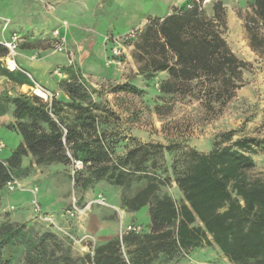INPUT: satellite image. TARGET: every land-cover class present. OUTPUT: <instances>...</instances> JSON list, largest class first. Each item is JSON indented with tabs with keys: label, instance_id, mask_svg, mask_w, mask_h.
<instances>
[{
	"label": "trees",
	"instance_id": "16d2710c",
	"mask_svg": "<svg viewBox=\"0 0 264 264\" xmlns=\"http://www.w3.org/2000/svg\"><path fill=\"white\" fill-rule=\"evenodd\" d=\"M191 2L138 28L133 56L147 84L153 81L158 99L183 94L208 109L218 105L220 112L243 86L250 63L224 37L228 0L212 4L211 14L196 5L188 8ZM250 5L254 17L246 18L245 26L252 50L258 51L264 43V0H251ZM6 54L0 45V58ZM62 72L67 77L59 84L67 98H54L51 105L33 93L0 92V116L10 111L13 120L6 127L22 137L0 160V197L9 170L19 176L32 166L73 167V160H80L83 167L72 174L78 194L107 181L122 190V210L136 213L147 206L149 222L140 224L139 233L125 231L122 239L117 235L97 242L92 253L75 255L68 240L51 228L6 218L0 222V264H177L205 246L217 247L231 264H264V171L250 175L257 166L255 156L264 152V138L237 136L238 130L231 129L216 135L209 152L187 147L176 155L175 145L161 143L128 148L117 131L115 113L96 97L102 89L72 65L63 66ZM163 72L166 76L155 83ZM0 76L18 86H33L27 75L8 70L1 61ZM122 91L147 92L134 82L112 86L110 92ZM156 110H161L159 102ZM165 151L174 156L170 174L168 167L159 170L153 158ZM25 156L30 164L23 169ZM172 182L181 193L178 202L168 190Z\"/></svg>",
	"mask_w": 264,
	"mask_h": 264
},
{
	"label": "rangeland",
	"instance_id": "374dc122",
	"mask_svg": "<svg viewBox=\"0 0 264 264\" xmlns=\"http://www.w3.org/2000/svg\"><path fill=\"white\" fill-rule=\"evenodd\" d=\"M184 1L186 0H100L102 7L100 8L101 12H98L97 30L108 34L112 33L116 37L123 36L129 29L130 31L131 29L134 30L132 36L121 40L122 46H124L125 66L123 67L118 68L108 64L111 48L116 44V41H106L108 48L106 51L101 42L96 44L88 33L84 32L77 33V40H81V43L78 42L79 45L76 47L91 52L90 57L84 59L81 56L79 58L77 50L69 49L65 44L66 50L46 58L49 61L48 64L36 65L35 76L42 83L34 77L31 71H27L41 85L53 93H57L55 89L58 88L60 80L67 77L62 72V67L72 65L74 69H78L83 79L96 89H102L96 97L106 103L115 113L117 121L119 120L117 131L127 141L128 148L141 143H161L175 145L176 150H178L176 155L185 151L187 147L209 152L216 135L231 129L238 130L237 136L264 138V43L258 51L252 50L250 46L249 33L245 24L246 18L254 17V10L250 5L251 0H228L225 5L227 28L224 37L232 50L250 63V67L244 73L243 86L237 90L235 96L220 112L218 105L215 106V110L208 109L203 102L196 98H183V94L175 95L173 98L158 99L156 97L157 90H152L153 81H150L148 85L144 76L139 73L133 52L138 28L143 27L146 23L141 25V22L145 19L150 20L154 17L165 16L167 12L171 13L181 7ZM94 4L95 2L88 1L89 6ZM29 7L28 3L23 4L20 1L15 4L10 0H0V30L2 26L5 28L9 20L4 18V15H11L15 12L28 15L32 13L28 10ZM205 11L207 14L212 13V3L206 6ZM94 23L90 22L89 24L93 26ZM50 24L52 25V22ZM53 29L52 27L35 26L34 28L20 27L15 30L25 39L21 48L35 50L33 56L37 59L42 56V52L46 49L57 52L58 39L50 37ZM21 48L19 51H26L21 50ZM69 60L72 61L71 64ZM55 65H58L54 70L56 76L52 72ZM57 70L61 75L56 72ZM165 76L166 73H159L155 77V83H159ZM3 79L7 81V78L3 77ZM127 82H134L139 88L146 89L147 92L140 94L125 91L110 92L112 86ZM1 86L5 87L1 92L9 93L8 89L12 88L10 82L0 83V89H2ZM155 88H157L156 85ZM18 93H32V91L30 88L24 87L22 92L15 91V94ZM157 102L161 105L159 113L156 110ZM9 115L6 114L4 121L8 120ZM0 141L5 146L0 152V156L6 158L20 144L22 137L18 132L0 126ZM153 158L162 167V169L159 167V170L168 167L169 174L171 173L169 165L174 156L165 151L156 156L153 155ZM29 160V156L23 158V169L28 167ZM255 160L257 166L250 171L251 176H256L264 171V152H259L255 156ZM72 171V166L53 163L44 167L32 166L21 175H15L20 180L24 190L10 191L6 188L2 192L0 222L6 218L17 223L31 221L35 223L36 228H51L61 238H66L67 242L72 245L75 255H82L86 252L92 253L97 244V239L92 234L81 232L86 222L85 214H88L91 205L94 204L92 210L95 214L104 213L97 205L98 195L107 199L108 205L103 206L110 209L107 210L108 212L116 215L120 221L119 230L125 227L122 225V216L128 211L119 207L122 190L107 183V181L98 182L92 191H80L82 194H78L74 187ZM34 187L38 188V207L34 205V196L30 193V189ZM168 190L178 202L181 193L174 182L169 185ZM135 191L136 186L128 190V194L132 195ZM87 194H92V196L87 198ZM74 199L81 211L72 216L68 210L72 208ZM110 202H114L118 206ZM82 215L84 219L81 218ZM135 215L136 219H132L130 224H141L142 226L148 224L149 210L147 206L141 208ZM92 225L93 222L89 223L90 228H93ZM193 260L197 261L194 262ZM207 263L228 264L230 262L217 247L205 246L195 248L183 256L177 264Z\"/></svg>",
	"mask_w": 264,
	"mask_h": 264
},
{
	"label": "crops",
	"instance_id": "0c3cea01",
	"mask_svg": "<svg viewBox=\"0 0 264 264\" xmlns=\"http://www.w3.org/2000/svg\"><path fill=\"white\" fill-rule=\"evenodd\" d=\"M10 1H13L15 4L19 1L22 2L23 4L28 3L30 6L28 10L32 11V13L28 15H24L21 12H18V13L15 12L14 14H11V15H4L3 17L9 20L5 28L4 26L1 27V30H0L1 38L0 39L2 40L9 39L12 33L19 34V32L15 30L16 28H20V27L34 28L35 26L46 27V28L52 27L54 28L53 31L55 29H59L60 36L65 37V40H66L65 44L67 45L69 49H72V50L76 49L77 56L79 58L83 56L85 59L86 57H90L91 52L83 51L82 48L80 50V47L78 46H77L78 48L76 47V45H79L78 42L81 43V40L80 41L77 40L78 34H81L84 32L88 33L89 37L93 39V41L96 44H99L101 42V44L104 45V48L106 51L108 50V48H107V43L104 37L114 36L112 33L108 34L106 32L97 30L96 28L99 22L98 12H101L100 8L102 7L100 0H10ZM88 1L95 2V4L93 6H89ZM168 14H170V12L166 13V15ZM161 17H164V16H161ZM51 22H52V25L50 24ZM90 22H95V23L92 26L89 24ZM145 22H147L146 19L141 22V25L144 24ZM65 24L68 25L67 28ZM127 31H130V29ZM50 37L52 39L53 38L58 39L54 36L53 32L51 33ZM24 40L25 39L22 37L20 46L24 42ZM21 50H26V51L25 52L18 51L17 62L23 68L31 71L34 77L38 81L40 80L35 76L36 65L37 64H48L49 61H47L46 58H48L49 56H53L59 52V51L54 52L51 49H46L42 52L43 54L40 58L35 59L33 56L35 50H30L29 48H21ZM66 57H67V54H66ZM57 67L58 65H55L53 67L52 69L53 74H54V70ZM65 76L67 75L65 74ZM6 80L7 81H5L2 76H0V83L10 82V85L12 87L8 89L10 94H15V91L17 90L22 92L24 87L30 88L31 90L32 86L30 85L24 84L22 86H18L14 82L8 79ZM1 88L2 89H0V92L4 90L5 87L1 86ZM55 91L58 93V97H57L58 99L67 98V95L64 92V90L61 88L60 84L58 85V88L55 89ZM7 114H10V115H9L8 120H5V121H4V118L6 117V114L0 116V126L6 127L7 124H9V122L13 120L11 112L9 111ZM29 164H30V160H29ZM91 196L92 194L86 195L87 198H90ZM117 201L119 202L118 198H117ZM110 203H112L115 206H118L114 202H110ZM97 205L99 206L100 210H102L104 213L95 214V212L92 210L94 204L91 205L89 208L88 214H85L86 222H85V225L83 226L81 233L86 232V233L92 234L97 239L98 243H104L110 240L111 238L119 235L120 221H118V218L116 217V215H114V213L107 211L110 209H108L107 207H104L105 205L104 206L99 205V204ZM111 214L113 215L111 216ZM81 218L84 219L83 215L81 216ZM124 218H125V222H124ZM134 218L136 219L135 212L124 213V215L122 216V225L123 226L129 225L130 223H132L130 221ZM91 222H93V225H92L93 228L89 227V223ZM196 261L197 260H195L194 262ZM228 264H231V263H228Z\"/></svg>",
	"mask_w": 264,
	"mask_h": 264
},
{
	"label": "built area",
	"instance_id": "2783aa9c",
	"mask_svg": "<svg viewBox=\"0 0 264 264\" xmlns=\"http://www.w3.org/2000/svg\"><path fill=\"white\" fill-rule=\"evenodd\" d=\"M218 1L219 0H192V2L188 5V8H192L194 5H196L198 7V10L202 11L206 8V6L209 3L214 4V3H217ZM65 25L67 28L68 25L67 24ZM133 33H134V30H131L125 33L123 36H117V37L116 36H105L104 37L105 41H116V44H114L111 48V56L108 57L109 65L116 66L118 68L125 66V60L123 59L124 46H122L121 40L128 36H132ZM53 34L59 40L58 43L56 44L57 51L66 50V47H65L66 40H65V37L60 36L59 29H55L53 31ZM21 41L22 39L18 33H12L9 39H6V40L0 39V45L4 46L7 50L6 56L0 58V61L2 62V65L8 70L21 71L25 75H27L33 82V86L31 87L32 93L38 96L39 98H41L43 101L49 103V105H51L53 99L57 98V93H53L51 90H49L48 88L44 87L39 82H37L32 76V74L26 69L22 68L17 62V55H18L19 46H20ZM70 63H72L71 60H70ZM56 72L59 75H61V73L58 70ZM4 147H5L4 144L2 143V141H0V152L3 150ZM0 160H2L1 156H0ZM73 163L74 164H73L72 174L74 175L77 169H81L83 167V162L80 160H73ZM9 173H10V179L6 183V188L9 189L10 191L24 190L20 180L15 176V174H13L10 170H9ZM37 192H38L37 187L30 189V193L34 196L33 203L34 205L38 207ZM96 202L101 205H105V206L108 205L106 198L102 195H98ZM80 211L81 210L78 208L77 202L74 199L73 206L70 210H68V213L74 216L76 213H79ZM142 230H143V227L139 224H129L125 227H122V229L119 232V237L120 239H122V236L125 231H133V232L139 233Z\"/></svg>",
	"mask_w": 264,
	"mask_h": 264
}]
</instances>
